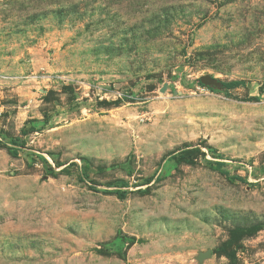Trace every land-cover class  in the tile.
<instances>
[{"label":"rangeland","instance_id":"374dc122","mask_svg":"<svg viewBox=\"0 0 264 264\" xmlns=\"http://www.w3.org/2000/svg\"><path fill=\"white\" fill-rule=\"evenodd\" d=\"M0 264H264V0H0Z\"/></svg>","mask_w":264,"mask_h":264},{"label":"trees","instance_id":"16d2710c","mask_svg":"<svg viewBox=\"0 0 264 264\" xmlns=\"http://www.w3.org/2000/svg\"><path fill=\"white\" fill-rule=\"evenodd\" d=\"M200 84L202 86H206L208 89L212 90V91H215L216 89L211 86V85H204L202 82H200ZM245 81L243 80H233V81H225V82H222V85L227 87V88H234V87H238V86H241V85H245ZM197 151L196 148H192L190 149V151H184L181 155H180V158H184L186 155L188 154H191L192 152H195ZM219 166H222V163L221 162H218L217 163Z\"/></svg>","mask_w":264,"mask_h":264},{"label":"water","instance_id":"95a60500","mask_svg":"<svg viewBox=\"0 0 264 264\" xmlns=\"http://www.w3.org/2000/svg\"><path fill=\"white\" fill-rule=\"evenodd\" d=\"M203 84H204V80H202ZM168 89V84L166 83L160 90L161 92H166Z\"/></svg>","mask_w":264,"mask_h":264}]
</instances>
